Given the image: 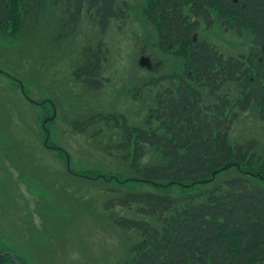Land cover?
<instances>
[{
	"label": "rangeland",
	"instance_id": "rangeland-1",
	"mask_svg": "<svg viewBox=\"0 0 264 264\" xmlns=\"http://www.w3.org/2000/svg\"><path fill=\"white\" fill-rule=\"evenodd\" d=\"M63 1L46 0L37 17L26 20L25 32L19 37L0 33V252L13 253L23 264H122L129 258L131 234L116 226L109 215L137 217L124 208L106 210L109 195L104 183L74 176L99 172L101 176L127 178L128 174L111 171L117 161L101 151L104 146L113 149L117 145L119 132L101 122L77 134L72 122L92 113H114L123 116L133 129L161 133L154 118L156 94L175 88L168 80L185 79L199 91L202 109L218 105L224 98L241 102L226 117L229 142L253 144L252 155L260 157L256 164L260 166L264 160V110L252 104L241 111L245 99L244 88H237L241 80L204 88V80L197 79L186 66V54L189 57L203 43L244 68L260 46L250 30L228 33L214 11L212 23L203 27L186 8L184 19L198 25L196 41L179 45L166 44L164 21L149 16V0H116V17L105 29L85 6L76 20L72 13L77 0ZM96 52L100 66L94 79L102 87L88 89L77 84L73 73ZM142 56L150 59V68L138 66ZM50 117L53 119L45 126L50 135L48 145L69 152L74 175L65 171L60 152L43 146L42 122ZM98 142L104 146L99 148ZM159 162L160 156L146 148L140 164ZM231 174H219L208 186L187 190L174 186L169 193L194 194L218 186ZM253 181L264 189L262 179ZM127 186L150 189L141 183ZM153 225L161 229L159 224ZM2 264L12 263L4 260Z\"/></svg>",
	"mask_w": 264,
	"mask_h": 264
},
{
	"label": "trees",
	"instance_id": "trees-1",
	"mask_svg": "<svg viewBox=\"0 0 264 264\" xmlns=\"http://www.w3.org/2000/svg\"><path fill=\"white\" fill-rule=\"evenodd\" d=\"M59 1L63 0H55L56 3ZM148 2L149 16L164 21L166 44L193 43L192 33L198 25L184 19L183 12L188 7L196 20L208 26L214 18L213 11L216 19L222 21L228 20L226 13L232 9L234 29L250 30L256 43L264 41V0ZM45 3L46 0H0V33L19 37L25 32L26 20L36 18ZM115 5L116 0H77L72 16L77 20L85 6L104 29L109 20L116 17ZM259 54L261 61L249 58L248 77L252 73L256 75L254 79L245 78L241 111L252 104L264 110V55L260 51ZM186 58V66L211 89L217 88V80L224 81L226 74L231 78L243 69L237 61L225 60L204 43L197 45L189 57L186 54ZM99 66L96 55L93 59L85 58L83 66L74 71V80L88 89H100L102 83L94 79ZM186 75L188 77V73ZM199 100V91L185 79L173 90L157 93L158 109L154 118L158 120L161 133L133 129L123 116L114 113H92L80 122H72V131L77 134L84 133L91 124L101 122L119 132L120 141L113 149L101 142L96 146H104L101 151L117 161L116 169L111 168V171L129 176L120 185L110 184L115 179L122 180L111 175H102L108 179L98 182L103 179L99 172L94 176L86 175L88 178L84 179L104 183V192L109 195L104 203L106 210L124 208L138 218L109 215L116 226L131 234L133 244L128 249L129 258L122 264H230L229 259L233 264L263 262L264 244L260 241L264 240V189L253 178L264 182V160L260 166L256 165L260 157L252 155L253 144L242 146L229 142L226 119L229 102L225 98L218 105L203 109L198 105ZM96 134L93 133L91 138L94 139ZM146 148L160 156L162 162L140 164ZM224 167L226 169L221 170ZM246 170L253 172L252 176L247 175ZM215 171L217 174L212 178ZM228 171L233 174L216 187L202 188L194 194L169 193L174 186L187 190L211 184L219 174ZM138 183L150 189H133L126 185ZM167 212L169 215L165 216ZM153 222L161 229L157 230ZM243 247L247 250L244 253ZM258 256L262 257L257 259ZM4 260L10 258L0 257V264Z\"/></svg>",
	"mask_w": 264,
	"mask_h": 264
},
{
	"label": "flooded vegetation",
	"instance_id": "flooded-vegetation-1",
	"mask_svg": "<svg viewBox=\"0 0 264 264\" xmlns=\"http://www.w3.org/2000/svg\"><path fill=\"white\" fill-rule=\"evenodd\" d=\"M233 13V11H232V9H228V11H227V13H226V16L228 17V20H231V17H232V14ZM194 18V17H193ZM111 19H113V18H111ZM110 19V20H111ZM109 20V21H110ZM212 23V22H211ZM208 26V25H207ZM206 27V26H205ZM235 28V26L233 27V28H226V27H224V29H226V31L228 32V33H232V31H237L236 29H234ZM247 30V29H246ZM197 32L196 31H194L193 33H192V39H193V35L194 34H196ZM233 34V33H232ZM252 36H253V41L255 40V38H254V35L252 34V33H250ZM192 41V40H191ZM263 44H264V41L263 42H261V43H257V46H260V48H259V51L262 53V55H264V52L262 51V46H263ZM210 48H212V47H210ZM213 50H214V48H213ZM215 51V50H214ZM216 52V51H215ZM219 54V53H218ZM219 55H221V54H219ZM251 55H253L251 58H253L254 60H259V61H261V59H262V57L260 56V54H259V52H258V50H256V54H254V52H253V54H251ZM257 55V56H256ZM222 56V55H221ZM223 57V56H222ZM229 59H231V60H234V59H232L231 57H226L225 58V60H229ZM235 61V60H234ZM246 66L247 67H243V69H241L238 73H236L233 77H231V78H229V76H228V74H226V78H225V82L226 83H231V82H233V81H238V80H241V83L240 84H238L237 83V88H238V90H241L242 88H244V85H245V78H246V76L248 77V74H249V72L248 71H246L247 69H249V67H250V65H249V62L247 63L246 62ZM251 71H253L252 69H251ZM215 72H217V70H215ZM256 74L255 73H252V76L251 77H248V78H251V79H254V76H255ZM168 81H170L171 82V85H173L174 87H177L180 83H182V80H168ZM185 82V81H184ZM186 83H187V81H186ZM204 84H203V87L204 88H207L206 86H208V84L206 83V82H203ZM221 83V80L219 79V80H217V82H216V84H215V86H217V85H219ZM211 85V84H210ZM213 85V84H212ZM209 87H211V86H209ZM170 90V89H169ZM232 98H228V99H225V101H228L229 103H228V110H230V109H232L235 105H236V107L238 108V106H239V100L237 101V100H233V101H237V102H230V101H232L231 100ZM29 101V100H28ZM215 106V105H214ZM8 164H10V162L8 163ZM4 165H5V163H4ZM260 244H264V240L263 241H260ZM247 250L246 249H244V247H243V253L244 252H246ZM244 256H245V254H244ZM262 256H258L257 257V259H260ZM262 259H263V262H262V264H264V258L262 257ZM258 262V261H257ZM257 262H251L250 264H258ZM229 263L230 264H233L231 261H230V259H229Z\"/></svg>",
	"mask_w": 264,
	"mask_h": 264
},
{
	"label": "water",
	"instance_id": "water-1",
	"mask_svg": "<svg viewBox=\"0 0 264 264\" xmlns=\"http://www.w3.org/2000/svg\"><path fill=\"white\" fill-rule=\"evenodd\" d=\"M262 51L264 52V44L262 46ZM138 65L142 68H150L151 67V63H150V59L147 57V56H142L139 58L138 60ZM20 90L22 93H24L23 91V87L20 86ZM54 117V116H53ZM53 117H50V118H47L45 119L43 122H42V129L45 131V139H44V146L52 149V150H59L58 147H55V146H48L47 145V142L49 140V132L46 130L45 128V124L48 123L49 121H51L53 119ZM66 159H67V162H66V165H67V168H69V158H68V155H66ZM226 168H222L221 170H225ZM217 174V171L213 172L212 173V178L215 177V175ZM203 183V182H201ZM170 185V183H169ZM6 256H9V258L15 263V264H23L21 261H19L18 259H16V257L13 255V253H1L0 252V257H6Z\"/></svg>",
	"mask_w": 264,
	"mask_h": 264
},
{
	"label": "bare ground",
	"instance_id": "bare-ground-1",
	"mask_svg": "<svg viewBox=\"0 0 264 264\" xmlns=\"http://www.w3.org/2000/svg\"><path fill=\"white\" fill-rule=\"evenodd\" d=\"M221 25L222 26H224V27H226V28H233V26L235 25L234 24V22L232 21L231 22V20H222L221 21ZM104 29H105V27H104ZM95 55H96V58L97 59H99V57H98V53L96 52V53H94V54H92V56H93V58H95ZM77 84L78 85H81L82 83L81 82H77ZM24 91V90H23ZM49 139H50V135H49ZM59 148V147H58ZM58 152H60L62 155H63V165H64V168H65V171L69 174V175H74L73 173H76V172H74V170L70 167V163H71V161H70V154H69V152L67 151V150H63L62 148H59V150H58ZM66 155H68V158H69V168H67V165H66V162H67V159H66ZM76 174H78V175H74V176H78V177H83V178H88L87 176H85L84 174H81V173H76ZM102 180H105V177H103V179ZM125 181V179L123 180H116V181H114V185H120L122 182H124ZM112 182V181H111ZM110 182V183H111ZM127 185V184H126ZM14 255V254H13ZM15 256V255H14ZM16 257V256H15ZM16 259H18L19 260V258L18 257H16ZM11 260V259H10ZM20 261V260H19ZM11 262L13 263V264H15L12 260H11Z\"/></svg>",
	"mask_w": 264,
	"mask_h": 264
}]
</instances>
